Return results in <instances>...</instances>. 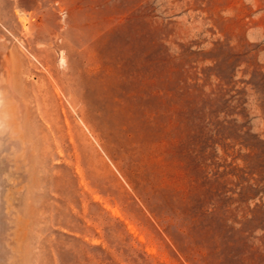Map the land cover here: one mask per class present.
I'll return each instance as SVG.
<instances>
[{
	"label": "rangeland",
	"instance_id": "rangeland-1",
	"mask_svg": "<svg viewBox=\"0 0 264 264\" xmlns=\"http://www.w3.org/2000/svg\"><path fill=\"white\" fill-rule=\"evenodd\" d=\"M22 17L69 56L67 264H264V0H0L2 42Z\"/></svg>",
	"mask_w": 264,
	"mask_h": 264
},
{
	"label": "bare ground",
	"instance_id": "bare-ground-1",
	"mask_svg": "<svg viewBox=\"0 0 264 264\" xmlns=\"http://www.w3.org/2000/svg\"><path fill=\"white\" fill-rule=\"evenodd\" d=\"M21 21L23 44L0 35V264H67L69 56L57 68L52 37L34 45Z\"/></svg>",
	"mask_w": 264,
	"mask_h": 264
}]
</instances>
